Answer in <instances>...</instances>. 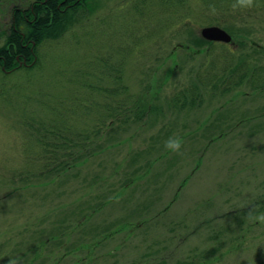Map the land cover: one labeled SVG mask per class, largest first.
<instances>
[{"label":"rangeland","instance_id":"rangeland-1","mask_svg":"<svg viewBox=\"0 0 264 264\" xmlns=\"http://www.w3.org/2000/svg\"><path fill=\"white\" fill-rule=\"evenodd\" d=\"M36 1L0 0V45ZM255 2L88 0L33 69H0V264H264V224L247 219L264 214ZM211 26L232 42L204 40ZM47 148L82 161L41 176Z\"/></svg>","mask_w":264,"mask_h":264},{"label":"trees","instance_id":"trees-1","mask_svg":"<svg viewBox=\"0 0 264 264\" xmlns=\"http://www.w3.org/2000/svg\"><path fill=\"white\" fill-rule=\"evenodd\" d=\"M87 1L88 0H37L27 8H15L12 13V23L9 33L5 35L3 43L0 45L1 71L5 73H11L21 69H33L37 65L38 48L48 40L58 39L62 33L67 30L72 16L75 15L78 9L85 5ZM0 38L2 37L0 36ZM203 42L210 44V46L213 45V43L210 42ZM186 48L190 49L189 46H186ZM197 50L199 49H196V51ZM202 52L200 49L196 52V54ZM23 62L26 64L20 66V63ZM235 70L236 68H233V71ZM236 72H233L232 75ZM253 73H256L255 75L258 77L262 76L264 72H260V74L258 71H254ZM255 75L251 74L250 80H248V82L252 81L254 83L253 79L254 77L256 78ZM245 76L246 73L243 74L235 83L230 81L231 86H238L242 84L246 78ZM261 82L262 89L264 88V78H262ZM257 86L259 87V85ZM181 99L182 98L177 99V102H181ZM184 100H187L188 102L189 99L186 96ZM136 104L137 108L135 104L133 105L135 109H142V107H144L142 110H144L143 113L145 115L148 114L152 109L151 106L147 105L145 98L140 99ZM126 112L128 111H125V113ZM134 114H136V112ZM125 123H127V121H125ZM44 137L45 136H43V139ZM40 142L43 144L44 148V141L40 139ZM56 146L57 149H59L58 145ZM57 149L52 150L47 148L48 151L46 150V155H52V157L47 159L49 162L46 163V167L41 171V176L46 174L58 176L68 169L73 168V165H77L82 161V159L80 162L75 160L74 164H70L69 162H66V159L63 163L61 161L57 165H54L51 163V161H53L55 158H58L55 156V152H58Z\"/></svg>","mask_w":264,"mask_h":264},{"label":"clouds","instance_id":"clouds-1","mask_svg":"<svg viewBox=\"0 0 264 264\" xmlns=\"http://www.w3.org/2000/svg\"><path fill=\"white\" fill-rule=\"evenodd\" d=\"M255 0H234V3L231 5L232 11H247L256 7ZM209 11L211 14H216V8L214 5L209 6ZM165 148L170 153L179 154L182 148V140L180 138H169L165 142ZM247 219L252 223L264 224V214H255L254 210H250L247 213ZM8 264H22V261L19 257H11L8 259Z\"/></svg>","mask_w":264,"mask_h":264},{"label":"water","instance_id":"water-1","mask_svg":"<svg viewBox=\"0 0 264 264\" xmlns=\"http://www.w3.org/2000/svg\"><path fill=\"white\" fill-rule=\"evenodd\" d=\"M200 35L204 40L210 42H232V36L227 31L217 26L202 28L200 31Z\"/></svg>","mask_w":264,"mask_h":264}]
</instances>
